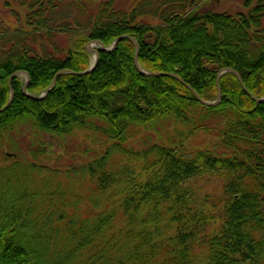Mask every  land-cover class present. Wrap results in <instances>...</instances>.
Wrapping results in <instances>:
<instances>
[{
	"label": "trees",
	"instance_id": "1",
	"mask_svg": "<svg viewBox=\"0 0 264 264\" xmlns=\"http://www.w3.org/2000/svg\"><path fill=\"white\" fill-rule=\"evenodd\" d=\"M126 1H21L25 27L0 30V110L10 100L16 72L29 75L27 92L35 96L55 78L56 84L45 99L32 100L22 90L26 77L12 80L13 102L0 113V146L21 123L65 136L97 119L122 143L130 126L172 120L188 130V139L196 133L212 137L213 149L188 156L169 141L149 165L138 153L146 173L127 185L129 174L120 175L117 208L90 225L75 208L82 198L69 192L74 187L35 191L41 204L31 207L26 188L34 179L20 174L18 163L9 166L0 173V264H72L71 256L81 264H264V103L254 100L264 98V0L254 6L247 0L249 10L234 15L201 12L206 0H131L128 8ZM64 12L73 18L60 21ZM124 35L136 40L138 51L129 39L111 52L98 48L95 70L76 74L90 67L88 44L109 47ZM55 39L61 45L50 47ZM136 55L142 70L174 74L186 85L141 73ZM224 69L236 71L245 88L234 73L218 79ZM59 72L65 73L56 77ZM218 85L221 101L211 107L187 87L214 101ZM100 163L65 175H97L98 191L107 194L117 179L109 163ZM31 167L34 175L46 170L36 162ZM208 176L218 182V192L201 198L189 183ZM119 210L123 226L117 230ZM39 233L57 243L72 240V255L47 247L60 255L47 258L36 241Z\"/></svg>",
	"mask_w": 264,
	"mask_h": 264
},
{
	"label": "rangeland",
	"instance_id": "2",
	"mask_svg": "<svg viewBox=\"0 0 264 264\" xmlns=\"http://www.w3.org/2000/svg\"><path fill=\"white\" fill-rule=\"evenodd\" d=\"M21 1L22 0H0V30L5 29L6 31L12 32L16 29L20 30L22 27H25L22 21L26 15V10L24 7L20 6ZM26 1L30 2L31 0ZM246 1L247 0H206L201 5V12L214 11L231 15L242 12L245 14L249 10V8L245 6ZM126 2H128L127 8L131 6V0H127ZM255 4L256 2L254 0L251 1L249 5L254 6ZM16 12H18V15H15ZM72 18V13L67 12L59 16L62 22L67 19L71 20ZM24 29L25 31L30 30L29 28ZM57 45H61V43L55 39L49 46L54 47ZM94 49H98V47L94 46ZM90 53L92 55V64L94 54L92 52ZM220 77H218V79ZM187 87L191 90V87ZM66 96L64 100L67 99ZM105 130H107V127L97 119L90 120L87 129H76L72 134L65 136H55L50 133L41 132L34 128L31 123H21L10 133L8 137L9 140L0 146V173L6 171L9 166H15L16 163H18L19 166L17 165L15 169H17L20 174L26 173L34 179L35 182H32L33 185L30 184L26 188V190L29 189L28 198L31 202L29 203L31 207L41 204L36 200L39 198L40 194H34L35 191L38 193L44 192L46 194H52L55 193L53 192L54 189L60 192L66 185H71L74 189L69 190V192H76V194L82 198L77 204L75 202L76 200L70 196L69 200L72 204L71 207H75L77 204L78 207L75 208L81 211L82 219L85 220V223L90 225L98 215L117 208L115 205L120 197L116 192L119 191L118 188L120 184L118 180L120 179V175L123 173L129 174L128 183H124V185H127L131 182L132 177L136 180L140 174L146 173L147 168H145V166L157 162L155 159L159 151V145L167 146L168 142L172 141L177 145H182L181 148L187 150L188 156H193L195 152L213 149L214 144L213 138L204 134L196 133L188 139V130L181 125L175 124L172 120H160L148 128L130 126L126 131V137L122 143L116 142L112 137H109L105 133ZM138 153L144 157V161H146L147 164L138 161L136 157ZM6 154H11L12 157H8ZM5 155L6 158L11 161L5 160ZM101 161L109 163V167L112 168L110 170L113 171L114 174V178L112 179H117L112 187H108L109 191L107 194L98 191L97 188L101 190L102 188L100 187L101 184L99 183L97 175H95V179L89 174H85L82 178L80 177L81 175H73L71 178L65 175V172H69V174L74 173L75 168H81L82 170L80 173L84 174V168L87 164L91 163L92 167H98ZM35 162L40 164L42 168H46V170L34 175L31 163ZM10 170L12 169H9L8 172ZM77 172H79V170ZM217 186L218 182L210 176L203 177L202 179L196 178L189 183V188L201 192V198H204L206 195L212 196L218 192ZM92 190L95 191L92 192ZM146 192L151 194V191ZM66 204L68 208L69 203L67 201ZM120 211L121 210L116 212L117 217L114 219L115 221L113 223V226L117 230L123 226V220L120 218ZM54 222L60 225L63 220L54 217ZM164 224L165 223H160V227L164 226ZM36 238L38 247L43 253L45 251L46 257L49 259L51 258L52 261H55L60 255L57 257L58 255L48 250L47 247H59L63 255H72L70 254V248L74 246L72 240H62L57 243L53 238H44L41 233H39ZM75 252L74 250L73 255H75ZM46 257L45 260L47 262ZM71 262L72 264H81L79 259L73 258L72 256Z\"/></svg>",
	"mask_w": 264,
	"mask_h": 264
},
{
	"label": "water",
	"instance_id": "3",
	"mask_svg": "<svg viewBox=\"0 0 264 264\" xmlns=\"http://www.w3.org/2000/svg\"><path fill=\"white\" fill-rule=\"evenodd\" d=\"M123 39H129V40H130V41L136 46L137 51H138V44H137L136 40H135L134 38L130 37V36H127V35H124V36H121V37L117 38V39L112 43V45L109 46V47H105V46H104L101 42H99V41H94V42L88 44V47H87L88 52H92V53L94 54V55H93V62H92V64H91V66H90L89 69L86 70L85 72H83V73H76V74H78V75L87 74V73L93 72V71L95 70V68H96V66H97V64H98V62H99V53H98V51H97L96 49H94V46L98 47L99 49H101V50L104 51V52H111V51H114V50H115V48L118 46V44H119ZM137 59H138V56L136 55V57H135L136 66H137L138 70H139L141 73H143V74H145V75H152V76H171V77H175V78H177L180 82H182L184 85H186V84H185V83H184L179 77H177L176 75L171 74V73H147L146 71H144V70L141 69V67H140L139 64H138V60H137ZM227 72L234 73V74L237 76V78L239 79V81H240V83L242 84V86L244 87V85H243V81L241 80V77L239 76V74H238L236 71H234V70H232V69H224V70H221V71L219 72V76H218V77H220L221 75H223V74H225V73H227ZM62 73H65V72H59V73L56 75V77H58V76L61 75ZM71 73H72V72H71ZM19 75H24V76L26 77L27 82H26L25 85L23 86V89H22V90H23V93H24L28 98H30V99H32V100H42V99H45V98L47 97L48 93L50 92V90H51V89L55 86V84H56V78H55V80H53L51 86H50V87H49V88H48V89H47L42 95H40V96H35V95H32V94H30V93L27 92L28 84H29V82H30V77H29V75H28L27 73H25V72H16V73H14V74L11 76V78H10V82H9V87H10V90H11V92H10V100H9V102L7 103V105H6L4 108H2V109L0 110V113H1L2 111H5V110L10 106V104L13 102V99H14V93H13V91H12V89H11V82H12V80H13L15 77H17V76H19ZM244 88H245V87H244ZM245 90H246V89H245ZM191 91H192V89H191ZM193 93L195 94V96L197 97V99L200 101V103L203 104V105H205V106H215V105H217V104L220 102V99H221V90H220L219 85H218V96H217V98H216V101H214V102H206V101H203V100L198 96V94L195 93V91H193ZM254 100H255L258 104H260V103H264V98H261V99H256V98H254ZM8 157H12V155H11V154H8Z\"/></svg>",
	"mask_w": 264,
	"mask_h": 264
}]
</instances>
